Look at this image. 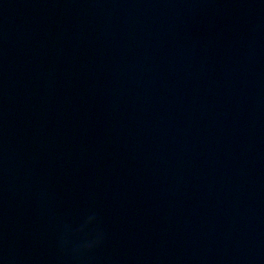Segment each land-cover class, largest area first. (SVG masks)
Listing matches in <instances>:
<instances>
[{
	"label": "water",
	"instance_id": "water-1",
	"mask_svg": "<svg viewBox=\"0 0 264 264\" xmlns=\"http://www.w3.org/2000/svg\"><path fill=\"white\" fill-rule=\"evenodd\" d=\"M0 264H264V0H0Z\"/></svg>",
	"mask_w": 264,
	"mask_h": 264
}]
</instances>
